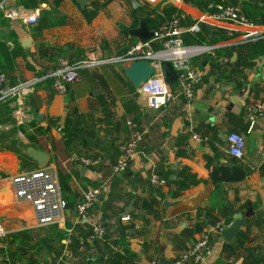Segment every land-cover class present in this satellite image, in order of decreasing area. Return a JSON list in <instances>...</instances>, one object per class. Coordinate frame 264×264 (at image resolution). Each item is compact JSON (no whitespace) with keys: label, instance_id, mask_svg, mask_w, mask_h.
<instances>
[{"label":"crops","instance_id":"1","mask_svg":"<svg viewBox=\"0 0 264 264\" xmlns=\"http://www.w3.org/2000/svg\"><path fill=\"white\" fill-rule=\"evenodd\" d=\"M28 1L6 0L5 9L16 7L27 15L37 8L54 16L55 7L68 20L33 33V24L0 11V40L8 49L16 42L23 53L14 57L9 81L39 76L59 55L76 59L87 46H93L95 54L112 55L134 39L128 29L136 25L140 10L133 9L132 0H87L83 5L75 0H59L56 5L53 0H33V5ZM91 1L103 7L87 20L85 8ZM231 1L250 23L200 21L198 40L186 43L212 45L215 54L227 59L217 61L209 52L194 55L202 75L190 100L179 97L147 109L143 95L123 75L122 65L102 63L77 70L68 84L67 101L68 92H53L43 79L31 92L0 103V224L6 229L0 239L6 235L9 240L5 245L14 251L12 264H103L93 256L101 242L88 237L95 222L105 227V242L117 253L107 264H172L205 228H210V249L199 264H264V118L254 120L257 126L251 129L252 121L243 116L247 99L264 97V0ZM138 2L147 11L170 3L186 13L183 24L207 10L203 0ZM246 28L256 33L243 36ZM26 36L29 44L22 45L20 38ZM166 82L169 90H177L175 78ZM126 119L142 130V140L125 170L111 174L109 164L128 134ZM229 130L244 136L241 158L226 152L224 134ZM192 132L207 138L196 141ZM95 156L96 163L81 159ZM229 160L241 164L246 174L223 182L222 194L212 204L209 169ZM31 167L52 171L65 200L60 221L34 225L30 205L14 195L10 174ZM151 171L165 183L152 186ZM89 185H99L98 199L86 219H76L73 204ZM234 212L245 223L227 241L213 224L231 221ZM125 214L128 218L121 219ZM21 229L30 236H10Z\"/></svg>","mask_w":264,"mask_h":264},{"label":"built area","instance_id":"2","mask_svg":"<svg viewBox=\"0 0 264 264\" xmlns=\"http://www.w3.org/2000/svg\"><path fill=\"white\" fill-rule=\"evenodd\" d=\"M5 1L0 0V11L6 17L18 18L29 24H34L39 16V10L34 8L30 14H24L21 9L11 7L6 11ZM138 0H132L131 6L137 7ZM207 10L200 14L196 20L189 24H183L186 13L181 9H175L165 19L150 28L151 36L138 40L136 38L126 42V49L120 55L95 54L93 46H87L82 55L70 60L68 57L59 55L55 65L45 70L39 76L25 78L23 80L9 81L4 72L0 71V101H6L12 97L24 95L34 90L36 84L46 79L53 92L63 94L68 84L76 78L77 70L81 68H92L98 64L107 63L120 65L131 61L144 59L152 67L151 73L136 87L138 93L143 95L147 109H157L173 102L179 97L190 100L195 92L197 84L202 75L201 70L192 62L194 55L200 52H209L217 61H225V55L214 53L212 45L185 43L183 34L185 32L195 34L199 31V21L208 19L235 24L247 25L250 20L242 14L240 7L231 0H208ZM255 29L246 28L244 35H254ZM166 59L175 71L177 90L172 92L167 87L164 72L160 61ZM243 116L247 121L264 118V97L247 99L243 104ZM128 134L118 144V152L112 163L109 164L111 174H118L125 170L138 152L142 140V130L135 127L130 119L125 120ZM192 139L196 141L206 140L207 136L200 132H192ZM226 152L234 157L241 158L244 149V136L235 130H229L224 134ZM86 163H96L99 157L81 158ZM149 182L152 186L165 183V179L155 171L149 174ZM9 184L14 195L30 205L32 223L36 226L58 222L62 218V210L65 200L60 196L52 171L46 167H31L16 171L9 176ZM99 185H89L84 188L79 198L73 204L76 219H86L92 204L98 199ZM121 219H127L128 215H122ZM230 222V221H229ZM229 222L217 220L213 228L220 230ZM209 230H200L193 238L185 244L172 264H199L206 253L209 252ZM5 227L0 224V237L5 234ZM105 227L95 222L90 224L88 237L90 239H101ZM106 257V254L103 256ZM0 264H12L6 251L0 253ZM39 264H46L39 261ZM150 264H154L151 261Z\"/></svg>","mask_w":264,"mask_h":264},{"label":"trees","instance_id":"3","mask_svg":"<svg viewBox=\"0 0 264 264\" xmlns=\"http://www.w3.org/2000/svg\"><path fill=\"white\" fill-rule=\"evenodd\" d=\"M208 0H203V3L206 5V2ZM54 5H56L59 0H53ZM35 1L29 0L28 4L33 5ZM103 7L102 2H96V1H91L87 8H85V17L87 20H89L97 11H99ZM134 10H140L144 11L146 13V17L148 14L151 15V21H147V25L151 28L154 25H156L158 22L161 20L165 19L172 11L175 9L169 4H165L161 6L160 9H157L156 7H152L150 11H147L146 9L144 10L141 5H138L137 7L133 8ZM51 11L55 12L54 16L51 15H40L37 18V21L33 24L32 30L33 33H38L40 30L44 27L51 26L54 24H59V23H65L67 22V17H65L63 14L59 13L58 10H56L55 7L51 8ZM148 19V18H147ZM146 19V20H147ZM194 21V20H192ZM192 21H188L187 24L191 23ZM199 27L201 26V22L199 21ZM189 41H197L198 39L196 38V33L191 34L188 32H185L183 34V41L186 43ZM18 54H23L21 52V48L19 44L14 42L12 48L8 49L7 45L5 44L4 41L0 40V71L4 72L5 75L9 80H11V71L13 70L14 67V57ZM70 60H72L71 57H68ZM193 62V60H192ZM194 63V62H193ZM27 64V62H26ZM66 92L68 94L65 96L64 101H67L71 97L69 85L67 86ZM4 101H0V103H3ZM209 177L214 181L213 189L211 191V194L209 196L210 201L212 204L214 203V198L219 197L222 194V183L227 182V181H237L242 179L245 174L246 170L241 166V164L235 162L232 163L231 165H227L226 163H218L215 166H212L209 169ZM18 234H23V235H28L26 229H21L15 232H11L10 236H13L14 239H17ZM30 236V235H28ZM105 236H106V231L104 232L103 236L101 239H91L93 242L95 241H100L101 244L97 247L96 252L94 253L93 256H97L98 259L103 263L107 264L110 261H113V258L116 257L117 253L112 252V248L110 245H108L105 242ZM12 239V238H11ZM9 242L8 239H3V237L0 239V253L6 251V253L10 257V252H14L12 250H8L6 248L5 243L7 244ZM125 251V250H124ZM125 254H128V252H123ZM104 254H106V257L104 258ZM11 260V259H10ZM46 264H51L48 263L47 261H43Z\"/></svg>","mask_w":264,"mask_h":264},{"label":"water","instance_id":"4","mask_svg":"<svg viewBox=\"0 0 264 264\" xmlns=\"http://www.w3.org/2000/svg\"><path fill=\"white\" fill-rule=\"evenodd\" d=\"M80 5H83L87 2V0H75ZM43 11L39 12V15H42ZM137 16V22L136 25L133 27H130L128 29V34L138 40H144L151 36L152 31L148 28L147 22H146V16L145 13L142 11L136 12ZM22 45H28L29 44V38L22 37L19 41ZM126 49V45H123L118 50H116L115 55H120L123 53ZM161 68L164 72L165 80L170 81L176 77L175 71L171 67V64L168 60L162 59L160 61ZM122 73L125 76V78L134 86L139 87L141 82L146 79V77L151 73L152 67L148 64V62L144 59H138L129 62L128 64H124L121 67ZM257 126V123L255 121L251 122V129ZM233 162L229 160L226 164L231 165ZM166 201H163L165 203ZM245 221L240 217L239 212H234L232 214V219L229 222V224L222 229H220V235L225 240H230L232 236L236 233L238 227L240 225H243Z\"/></svg>","mask_w":264,"mask_h":264},{"label":"rangeland","instance_id":"5","mask_svg":"<svg viewBox=\"0 0 264 264\" xmlns=\"http://www.w3.org/2000/svg\"><path fill=\"white\" fill-rule=\"evenodd\" d=\"M115 64H117V65H120L119 63H115ZM77 81V80H76ZM11 197V196H10ZM8 204V203H7ZM19 206H21V204H18ZM17 205V206H18ZM24 215V214H23ZM26 217V216H25ZM27 218V217H26ZM32 218V217H31ZM27 220H28V218H27ZM24 221H25V219H22V222L21 223H24ZM27 224L29 223V221L28 222H26ZM4 239V238H3ZM5 239H7V237H6V235H5Z\"/></svg>","mask_w":264,"mask_h":264}]
</instances>
